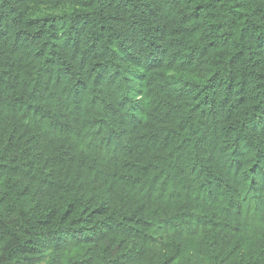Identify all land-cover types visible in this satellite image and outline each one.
Returning a JSON list of instances; mask_svg holds the SVG:
<instances>
[{"label":"trees","instance_id":"16d2710c","mask_svg":"<svg viewBox=\"0 0 264 264\" xmlns=\"http://www.w3.org/2000/svg\"><path fill=\"white\" fill-rule=\"evenodd\" d=\"M0 264H264V0H0Z\"/></svg>","mask_w":264,"mask_h":264}]
</instances>
